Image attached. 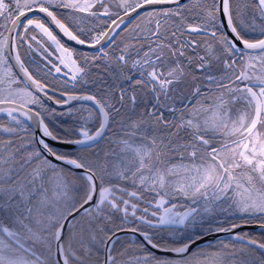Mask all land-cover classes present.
I'll use <instances>...</instances> for the list:
<instances>
[{
  "label": "snow or ice",
  "instance_id": "snow-or-ice-1",
  "mask_svg": "<svg viewBox=\"0 0 264 264\" xmlns=\"http://www.w3.org/2000/svg\"><path fill=\"white\" fill-rule=\"evenodd\" d=\"M254 226L264 0H0V264H264Z\"/></svg>",
  "mask_w": 264,
  "mask_h": 264
},
{
  "label": "water",
  "instance_id": "water-1",
  "mask_svg": "<svg viewBox=\"0 0 264 264\" xmlns=\"http://www.w3.org/2000/svg\"><path fill=\"white\" fill-rule=\"evenodd\" d=\"M59 38H61L66 44L72 45V46H74V47H76L78 49L84 50V51H89L84 46L76 45L75 42L67 40L66 37L62 36V34L60 35ZM48 103L51 104V102H48ZM73 103L80 104V102H73ZM52 107H56L57 109H59L56 105H52ZM240 230H260L261 231V229L259 227H255V226L254 227L243 228V229H237V232L240 231ZM230 235H231L230 233H220V234L215 235V236H208L206 238V241H201V244L204 245V244H208L209 242L211 243V242H214V241H217V240H223V239L229 240Z\"/></svg>",
  "mask_w": 264,
  "mask_h": 264
},
{
  "label": "flooded vegetation",
  "instance_id": "flooded-vegetation-1",
  "mask_svg": "<svg viewBox=\"0 0 264 264\" xmlns=\"http://www.w3.org/2000/svg\"><path fill=\"white\" fill-rule=\"evenodd\" d=\"M61 40H62V39H61ZM62 42L65 43L63 40H62ZM65 44H66V43H65ZM66 46H68V47H70V48H75V49L79 50L80 52H86V51H84V50L78 49V48H76V47H74V46H72V45H69V44H66ZM22 55H26V58H27L29 61H31V60L33 59V56H31V55H27V54L24 52V50H22ZM35 58L38 59L39 57L36 56ZM77 105H79V104H77ZM62 111H63L62 109H57V114H56V116H54V117L51 118V122H52L54 125H58L60 121H68L69 123L71 122V118H70V117H66V116H64V115L61 114ZM247 233H248V232H247ZM250 234H251L254 238H256V239H263L262 236H259V235L256 234V233H253V234L250 233Z\"/></svg>",
  "mask_w": 264,
  "mask_h": 264
},
{
  "label": "trees",
  "instance_id": "trees-1",
  "mask_svg": "<svg viewBox=\"0 0 264 264\" xmlns=\"http://www.w3.org/2000/svg\"><path fill=\"white\" fill-rule=\"evenodd\" d=\"M239 232H248V233H256L259 236H262V238L264 239V233L262 231L259 230H240ZM226 241V240H225ZM228 242V241H227Z\"/></svg>",
  "mask_w": 264,
  "mask_h": 264
},
{
  "label": "rangeland",
  "instance_id": "rangeland-1",
  "mask_svg": "<svg viewBox=\"0 0 264 264\" xmlns=\"http://www.w3.org/2000/svg\"><path fill=\"white\" fill-rule=\"evenodd\" d=\"M180 210H183V209H180ZM221 240H219V241H214V242H211L212 244H219V242H220ZM203 246H205V247H207V244H204ZM209 251H211L212 249H208Z\"/></svg>",
  "mask_w": 264,
  "mask_h": 264
}]
</instances>
